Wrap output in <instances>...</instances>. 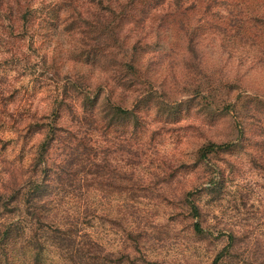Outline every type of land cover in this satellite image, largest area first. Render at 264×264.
<instances>
[{
  "label": "clouds",
  "instance_id": "9594fccd",
  "mask_svg": "<svg viewBox=\"0 0 264 264\" xmlns=\"http://www.w3.org/2000/svg\"><path fill=\"white\" fill-rule=\"evenodd\" d=\"M0 264H264V0H0Z\"/></svg>",
  "mask_w": 264,
  "mask_h": 264
}]
</instances>
